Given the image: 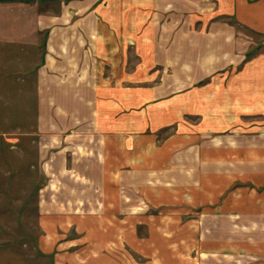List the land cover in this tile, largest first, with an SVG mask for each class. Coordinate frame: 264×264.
<instances>
[{
  "label": "rangeland",
  "instance_id": "374dc122",
  "mask_svg": "<svg viewBox=\"0 0 264 264\" xmlns=\"http://www.w3.org/2000/svg\"><path fill=\"white\" fill-rule=\"evenodd\" d=\"M138 2L145 17L137 29L128 24L126 36L157 41L161 54L167 44L180 47L183 28L192 42L211 25L197 0ZM123 6L137 9V0ZM62 8L53 0H0V264H264L263 118L240 112L249 101L238 80L243 64L222 66L214 82H186L175 50L173 65L144 66L158 76L138 81L137 53L149 65L153 50L127 49L130 78L119 85L126 114L143 117L140 135L132 143L134 124L126 122L127 147L107 146L93 129L92 107L103 84L96 77L112 70L96 65V40L92 48L86 37L93 64L42 71L41 58L21 48L41 14ZM237 30L239 51L247 38L257 44L244 59L262 51L260 36ZM47 37L40 33L44 47ZM136 89L143 101L150 92L154 99L139 110L128 96ZM170 98L190 113H173L171 126L159 113L157 126L150 105Z\"/></svg>",
  "mask_w": 264,
  "mask_h": 264
},
{
  "label": "crops",
  "instance_id": "0c3cea01",
  "mask_svg": "<svg viewBox=\"0 0 264 264\" xmlns=\"http://www.w3.org/2000/svg\"><path fill=\"white\" fill-rule=\"evenodd\" d=\"M53 1L61 3L64 7L61 14H54L50 17L41 14L37 19L36 27L30 29V32L23 33L24 36L30 35V37H22V51H29L31 57H35L37 54L41 58V61L36 63L39 66L37 71H42L53 66L57 68L58 65L77 63L87 65L91 62L93 64V58L85 51L86 37L92 48L95 42L96 59H98L95 60L96 65L108 67L112 70L111 73L105 75L102 69V72L96 77V81L103 84L96 86L98 89L95 90V95L98 98H96L94 108L92 107V114H94L93 129L99 136L101 135L103 143L107 146L127 147L129 141L126 136V122L134 124V132L128 134L133 135L131 141L137 145V135H140L137 130V123L141 122L143 117L139 112H134L133 117L126 114L127 90L119 84L125 83L127 78H130V75L125 73L127 49L131 47L139 49L143 45H147L148 50H153L151 52L153 57L149 59V65L145 64L142 61L140 51H138L137 56L141 59L137 64L139 72L137 71L134 74L137 75L136 79L138 81H151L158 76L157 72L147 74V70L143 71L142 69L144 66L155 67L163 64L168 68L169 65H173L175 50H180L181 75L183 81L186 82L190 80L197 82L206 79H211L214 82L217 73L223 68L222 66H231V69L236 70L235 67L242 63L243 69L239 78L238 74L231 73L230 75V78L236 75L238 80L242 81V86L249 99L245 105L241 103L242 109L240 112L244 114L259 112L263 118L261 133L264 134V0H197L198 10L185 4L189 13L197 10L198 13L211 21V25L207 26V30L198 33V41L192 42L189 26L183 28L182 41L178 45L180 47H175L174 43L167 44L165 54L160 53L161 44H157V41L155 43L150 41L145 44L136 43L133 36H126L127 25H133L134 29H137L142 21L140 18L145 17L141 15L139 0H137V9H132L134 11L123 6L124 0ZM189 1L187 0L188 3ZM127 11L132 12V17ZM222 17L233 23L221 24L217 18L221 19ZM91 23L94 24L93 28L86 27ZM150 24L152 26L154 22L151 21ZM237 27L244 28L252 34L260 36L262 51L251 54L244 59L242 55L246 54L247 56V54L252 53L257 44L251 38H247L250 41H245V47L242 48L245 50L243 51L244 54L239 51ZM150 28L152 30V27ZM156 30H154L155 34ZM40 33H43L45 37L48 35L45 47L38 42ZM82 39L85 43L82 42ZM93 40L96 41L93 42ZM77 51H80L79 55ZM238 53H240V56H238ZM161 59H165V62L162 63ZM145 62L147 63V61ZM33 64L35 65V63ZM114 67H117V69L115 70ZM139 69H142V72ZM84 80L87 81L85 78L82 79V81ZM214 85L216 87L213 98H218L220 90L216 83ZM149 94L145 96L144 101L142 95L137 94V89L128 96L134 98V101L137 102L136 110H139L141 106L154 100L151 97V92ZM173 100L174 98L167 99L165 105L161 104L155 107L150 105L155 108L153 113L156 116L157 126L159 113L167 115L166 125L169 122V126L173 125L171 119L173 113H190L189 106L187 108L184 105L180 108L173 107ZM215 101H213V106L219 105L220 102ZM214 112H217V110L214 109ZM204 113H207V110L203 111ZM121 168L125 167L121 165Z\"/></svg>",
  "mask_w": 264,
  "mask_h": 264
}]
</instances>
